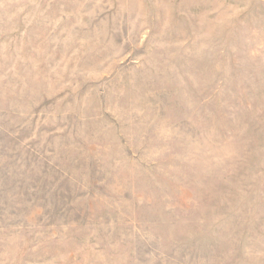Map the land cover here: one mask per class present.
Returning a JSON list of instances; mask_svg holds the SVG:
<instances>
[{"label":"rangeland","instance_id":"374dc122","mask_svg":"<svg viewBox=\"0 0 264 264\" xmlns=\"http://www.w3.org/2000/svg\"><path fill=\"white\" fill-rule=\"evenodd\" d=\"M0 264H264V0H0Z\"/></svg>","mask_w":264,"mask_h":264}]
</instances>
